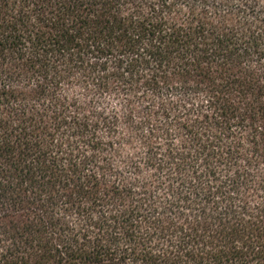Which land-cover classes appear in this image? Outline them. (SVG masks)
Instances as JSON below:
<instances>
[{
    "label": "trees",
    "instance_id": "1",
    "mask_svg": "<svg viewBox=\"0 0 264 264\" xmlns=\"http://www.w3.org/2000/svg\"><path fill=\"white\" fill-rule=\"evenodd\" d=\"M0 264H264L261 0H0Z\"/></svg>",
    "mask_w": 264,
    "mask_h": 264
},
{
    "label": "rangeland",
    "instance_id": "2",
    "mask_svg": "<svg viewBox=\"0 0 264 264\" xmlns=\"http://www.w3.org/2000/svg\"><path fill=\"white\" fill-rule=\"evenodd\" d=\"M262 1V3L264 4V0H261Z\"/></svg>",
    "mask_w": 264,
    "mask_h": 264
}]
</instances>
